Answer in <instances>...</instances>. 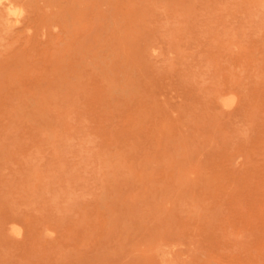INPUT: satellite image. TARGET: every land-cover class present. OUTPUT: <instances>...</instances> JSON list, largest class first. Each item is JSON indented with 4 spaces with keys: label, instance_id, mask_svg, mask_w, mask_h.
I'll return each mask as SVG.
<instances>
[{
    "label": "rangeland",
    "instance_id": "374dc122",
    "mask_svg": "<svg viewBox=\"0 0 264 264\" xmlns=\"http://www.w3.org/2000/svg\"><path fill=\"white\" fill-rule=\"evenodd\" d=\"M0 1V264H264V0Z\"/></svg>",
    "mask_w": 264,
    "mask_h": 264
},
{
    "label": "bare ground",
    "instance_id": "6f19581e",
    "mask_svg": "<svg viewBox=\"0 0 264 264\" xmlns=\"http://www.w3.org/2000/svg\"><path fill=\"white\" fill-rule=\"evenodd\" d=\"M22 1H23V0H22ZM22 1H21V2H22ZM32 1H33V0H32ZM34 1L36 2V0H34ZM41 1H42V0H41ZM54 1L56 2V0H54ZM58 1H59V0H58ZM60 1H62V0H60ZM65 1H66V0H65ZM74 1H75V0H74ZM81 1H82V0H81ZM45 2H46V0H45ZM62 2H63V1H62ZM68 2H69V1H67V3H68ZM70 2H71V1H70ZM70 2H69V3H70ZM3 3H4V2H3ZM3 3H2V4H3ZM16 3H17V2H16ZM42 3H44V1H42ZM52 3H54V2L52 1ZM52 3H50V4H52ZM63 3H64V2H63ZM65 3H66V2H65ZM65 3H64V4H65ZM69 3H68V4H69ZM71 3H72V2H71ZM17 4H20V2L17 3ZM21 4H23V3H21ZM44 4H45V6L47 5L46 3H44ZM54 4H55V3H54ZM61 4H62V3H61ZM0 5H1V1H0ZM4 5H5V4H4ZM9 5H11V4H9ZM24 5H25V4H24ZM24 5H22V7H23ZM30 5H31V4H30ZM35 5H37L38 8H40L38 3L35 4ZM40 5H41V4H40ZM55 5L58 6V3L55 4ZM78 5H79V4H78ZM2 6H3V5H2ZM7 6H8V4H7ZM19 6H20V5H19ZM47 6H48V5H47ZM52 6H54V5H52ZM60 6H61V5H60ZM62 6H63V5H62ZM62 6H61V8L65 11V9L67 8V5L65 4L63 7H62ZM8 7L10 8V6H8ZM25 7H26V6H25ZM28 7H30V6H28ZM31 7H32V5H31ZM50 7H51V6H50ZM54 7H55V6H54ZM4 8H5V10H6V7H4ZM32 8H33V7H32ZM56 8H58V7H56ZM11 9H12V7H11ZM22 9H24V8H22ZM25 9H26V8H25ZM30 9H31V8H30ZM41 9H42V8H41ZM69 9H70V8H69ZM5 10H4V11H5ZM9 10H10V9H9ZM45 10H46V9H45ZM55 10H56V9H55ZM63 10H62V11L60 10V11H61V13H60L61 15H62V14L64 15V13H62V12H64ZM0 11H1V9H0ZM10 11H12V10H10ZM18 11H19V10H18ZM26 11H27V10H26ZM29 11L31 12L32 10H29ZM49 11H50V9H49ZM1 12H2V11H1ZM6 12H7V10H6ZM21 12H24V11H21ZM27 12H28V11H27ZM30 12H29V13H30ZM32 12H33V11H32ZM32 12H31V13H32ZM39 12H40V11H39ZM44 12H45V11H44ZM46 12H48V11H46ZM57 12H59V11H57ZM57 12H56V13H57ZM14 13H16V12H14ZM19 13H20V12H19ZM19 13H18V14H19ZM40 13H41V12H40ZM49 13H51V12H49ZM49 13H48V14H49ZM6 14H7V13H6ZM22 14H23V13H22ZM22 14H21V16H22ZM32 14H35V13H32ZM38 14H39V13H38ZM42 14H43V13H42ZM52 14H53V13H52ZM58 14H59V13H57V15H58ZM60 14H59V15H60ZM9 15H10V14H9ZM13 15H16V14H13ZM27 15H28V14H27ZM36 15H37V14H36ZM36 15H34V16H36ZM43 15L46 16L47 13H44ZM5 16H6V15H5ZM5 16H3V18H4ZM47 16H48V15H47ZM52 16H53V18H54V14H53ZM38 17H39V16H38ZM61 17H62V16H61ZM61 17L59 16V18H61ZM5 18H6V17H5ZM8 18H9V17H8ZM10 18H11V17H10ZM10 18H9V19H10ZM12 18H13V17H12ZM32 18H33V17H32ZM35 18H36V17H35ZM35 18H34V19H35ZM43 18H44V17H43ZM49 18H51V15H50V17H46L47 20H48ZM59 18H58V19H59ZM0 19H1V21L5 20V19H2V18H0ZM13 19H14V18H13ZM13 19H12V20H13ZM15 19H16V17H15ZM17 19H18V15H17ZM46 19H44V20H46ZM27 20H29V19H27ZM32 20H33V19H32ZM52 20H53V19H52ZM54 20H56V18H54ZM54 20H53V21H54ZM8 21H9V20H8ZM8 21H7V23H9ZM13 21H14V20H13ZM35 21H36V20H35ZM42 21H43V19H42ZM53 21H51V22H53ZM56 21H58V20H56ZM56 21H54V22H56ZM59 21H60V20H59ZM59 21L56 22V23L59 24ZM5 22H6V20H5ZM5 22H4V23H5ZM11 22H12V21H11ZM15 22H16V20H15ZM24 22L26 23V21H24ZM24 22H22V23L24 24ZM27 22H28V21H27ZM46 22H47V21H46ZM51 22H50V23H51ZM19 23H20V22H19ZM22 23H21V24H22ZM30 23H34V22L31 21ZM56 23H55V24H56ZM14 24H16V23H14ZM42 24H43V23H42ZM42 24H41V26H42ZM53 24H54V23H53ZM53 24H51V26H52ZM0 25H1V24H0ZM5 25H6V24H5ZM56 25H57V24H56ZM1 26H2V25H1ZM25 26H26V25H25ZM25 26H23V27H25ZM28 26H29V25H28ZM49 26H50V24H49ZM16 27H17V26H16ZM16 27H14V28H16ZM21 27H22V26H21ZM29 27H32V26H29ZM42 27H43V26H42ZM5 28H7V27H5ZM5 28H4V29H5ZM18 28H19V26H18ZM32 28H33V27H32ZM4 29H2V31H3ZM10 29H11V27H10ZM10 29H9V30H10ZM29 29H30V28H29ZM36 29H37V28H36ZM43 29H44V28H43ZM14 30H15V29H14ZM32 30H33V29H32ZM41 30H42V28H41ZM5 31H7V30H5ZM10 31H11V33H12V29H11ZM28 31H29V30H28ZM30 31H31V30H30ZM30 31H29V32H30ZM44 31H45V29H44ZM21 32H22V31H21ZM21 32H20V33H21ZM24 32H25V31H23V34H24ZM49 32H50V31H49ZM14 33H17V32H14ZM20 33H19V34H20ZM31 33H32V32H31ZM175 33H176V32H175ZM42 34H43V33H42ZM44 34H45V32H44ZM49 34H51V32H50ZM11 35H12V34H11ZM16 35H17V34H16ZM16 35H15L14 38H16ZM24 35H25V34H24ZM24 35H22V36H24ZM37 35H38V33H37ZM114 35H115V34H114ZM1 36H2V35H0V37H1ZM7 36H8V35H7ZM22 36H21V37H22ZM30 36H31V34H30ZM40 36H41V35H40ZM117 36L119 37V34H117ZM44 37H45V36H44ZM48 37H49V36H48ZM120 37H121V36H120ZM1 38H3V37H1ZM17 38H18V37H17ZM24 38H25V36H24ZM39 38H40V37H38V39H39ZM46 38H47V37H46ZM5 39H7V37H5ZM49 39H50V38H49ZM49 39H47V40H49ZM203 39H204V38H203ZM12 40H13V39H12ZM21 40H22V38H21ZM36 40H37V39H36ZM43 40H44V39H43ZM8 41H9V40H8ZM39 41H40V40H38V42H39ZM13 42H14V41H13ZM17 42H19V41H16V43H17ZM21 42L23 43L24 41L22 40ZM43 42H44V41H43ZM43 42H42V43H43ZM46 42L49 43L48 41H46ZM46 42H45L44 44H46ZM6 43H7V42H6ZM10 43H11V41H10ZM28 43H29V42H28ZM42 43H41V46H42ZM35 44H36V41H35ZM0 45H1V44H0ZM4 45H6V44H4ZM24 45H25V44H24ZM36 45H38V44H36ZM2 46H3V45H2ZM6 46H7V45H6ZM25 46H26V45H25ZM27 46H29V45H27ZM27 46H26V47H27ZM20 47H21V46H20ZM20 47H19V48H20ZM36 47H37V46H36ZM38 47H39V46H38ZM45 47H47V46H45ZM51 47H52V46H51ZM19 48H18V49H19ZM40 48H41V47H40ZM42 48H44V47H42ZM23 49H25V48H22V51H23ZM27 49H29V47H27ZM27 49H26V50H27ZM38 49H39V48H38ZM263 49H264V48H263ZM2 50H3V49H2ZM26 50H25V51H26ZM29 50H30V49H29ZM31 50H33V47L31 48ZM31 50H30V51H31ZM16 51H17V53H18V51L20 52V49H19V50H16ZM34 51H35V50H34ZM43 51H44V50H43ZM263 51H264V50H263ZM3 52H4V51H3ZM44 52H45V51H44ZM53 52H54V51H53ZM10 53H11V52H9V54H10ZM13 53H14V52H13ZM13 53H12V54H13ZM17 53H16V55H17ZM20 53H23V52H20ZM24 53H25V52H24ZM24 53H23V55H24ZM27 53H28V52H27ZM39 53L41 54V53H42V50H41V52H39ZM54 53H55V52H54ZM1 54H2V53H1ZM7 54H8V53H7ZM9 54H8V55H9ZM18 54H19V53H18ZM29 54H30V53H29ZM29 54H27V55H29ZM33 54H34V53H33ZM33 54H30V56L33 55ZM46 54H47V53H46ZM3 55H4V54H3ZM3 55H2V56H3ZM8 55H7V56H8ZM37 55H38V54H37ZM42 55H43V54H42ZM54 55H56V54H52V56H54ZM57 55H58V54H57ZM57 55H56V56H57ZM13 56H14V55H11V58H12V59H13ZM18 56H19V55H18ZM20 56H22V55H20ZM20 56L18 57V59H20ZM52 56H51V57H52ZM62 56H63V55H62ZM9 57H10V56H9ZM9 57H5V58L7 59V58H9ZM14 57H15V56H14ZM26 57H27V56H26ZM33 57H34V56H33ZM33 57H32V58H33ZM60 57H61V56H60ZM60 57H59V58H60ZM28 58H29V57H28ZM32 58H31V60H32ZM54 58H55V57H53V62L56 61V59H54ZM56 58H58V57H56ZM6 59H5V60H6ZM18 59H17V60H18ZM34 59H36V58H34ZM37 59H39V58H37ZM45 59H46V58H45ZM45 59H44V60H45ZM29 60H30V59H29ZM51 60H52V59H51ZM59 60H60V59H59ZM7 61H8V60H7ZM14 61H15V60H14ZM26 61H28V60H26ZM26 61H25V62H26ZM36 61H38V60H36ZM47 61H49V60H47ZM57 61H58V59H57ZM60 61H61V60H60ZM60 61H58V62H60ZM5 62H6V61H5ZM5 62H4V63H5ZM8 62H10V61H8ZM39 62H41V61H39ZM44 62H45V61H44ZM58 62H57V63H58ZM4 63H3V64H4ZM13 63H14V62H13ZM48 63H49V62H48ZM52 64H54V63H52ZM0 65H1V64H0ZM4 65L6 66V64H4ZM12 65H14V66H15V65H18V66H19L20 64H15V63H14V64H12ZM12 65H11V66H12ZM28 65H29V64H28ZM37 65H39V63H38ZM48 65H49V64H48ZM1 66H2V65H1ZM54 66H57V65H53L52 67H54ZM64 66H65V65H64ZM2 67H3V66H2ZM46 67H47V66H46ZM46 67H45V68H46ZM3 68H4V67H3ZM11 68H13V66H12ZM31 68H32V67H30V69H31ZM42 68H43V67H42ZM32 69L34 70L35 68H32ZM43 69H44V68H43ZM56 69H58V66H57ZM8 70H9V69H8ZM12 70H13V69H12ZM38 70H39V69H38ZM72 70H73V69H72ZM29 71H30V70H29ZM41 71H42V70H41ZM50 71H51V70H50ZM50 71L48 72V74H50ZM52 71H54V70L52 69ZM60 71H61V70H60ZM60 71H57V72L60 73ZM32 72H33V71H32ZM36 72H37V71H36ZM55 72H56V71H55ZM57 72H56V73H57ZM0 73H1V72H0ZM8 73H9V72H8ZM29 73H30V72H29ZM34 73H35V72H34ZM165 73H166V72H165ZM3 74L5 75V73H3ZM6 74H7V73H6ZM37 74H39V72H38ZM40 74H41V73H40ZM7 75H8V74H7ZM12 75H13V74H12ZM15 75H16V74H15ZM29 75H31V74H29ZM33 75H34V74H32V76H33ZM50 75H51V74H50ZM0 76H1V75H0ZM19 76H21V75H19ZM24 76H26V75H24ZM32 76H31V78H32ZM47 76H48V75H47ZM45 77H46V76H45ZM45 77H44V78H45ZM51 77H52V76H51ZM10 78H11V77H10ZM23 78H24V77H23ZM61 78H63V77L61 76ZM0 79H1V78H0ZM3 79H5V78H3ZM13 79H14V78H13ZM49 79H50V78H49ZM35 80H36V77H35ZM44 80L47 82L48 79L46 78V79H44ZM60 80H61V79H59V81H60ZM50 81H51V79H50ZM61 81H62V80H61ZM2 82H3V81H2ZM4 82H5V81H4ZM18 82H19V81H18ZM20 82H21V81H20ZM52 82H53V81H52ZM14 83H15V82H14ZM16 83H17V82H16ZM24 83H25V82H24ZM36 83H37V82H36ZM57 83L60 84V82H57ZM63 83H64V81H63ZM0 84L2 85V83H0ZM5 84H6V83H5ZM12 84H13V82H12ZM42 84H45V83H42ZM42 84L40 83V85H42ZM59 84H58V85H59ZM13 85H14V84H13ZM18 85H19V84H18ZM25 85H26V84H25ZM29 85H30V83H29ZM36 85H37V84H36ZM22 86H23V85H22ZM26 86H28V85H26ZM37 86H38V85H37ZM1 87H2V86H1ZM1 87H0V88H1ZM3 87H4V86H3ZM6 87H7V85H6ZM28 87H29V86H28ZM42 87H43V85H42ZM63 87H64V86H63ZM63 87H62V88H63ZM16 88H17V87H16ZM16 88H14V93H15V89H16ZM35 88H36V87H34V89H35ZM62 88H61V89H62ZM1 89L3 90V88H1ZM4 89H5V87H4ZM10 89H11V88H10ZM29 89H30V88H29ZM29 89H28V91H30ZM36 89H39V88H36ZM47 89H48V88H47ZM2 90H1V91H2ZM17 90H20V89H17ZM26 90H27V89H26ZM26 90H25V91H26ZM31 90H32V89H31ZM49 90H50V89H49ZM62 90H63V89H62ZM28 91H26V93H28ZM230 91H233V90H230ZM18 92H19V91H18ZM22 92H23V91H22ZM43 92H44V91H43ZM51 92H52V91H51ZM224 92H225V91H224ZM224 92H223V95H222L223 97H224ZM226 92H227V91H226ZM226 92H225V93H226ZM20 93H21V92H20ZM36 93H37V92H36ZM38 93H39V92H38ZM38 93H37V95H38ZM227 93H228V92H227ZM234 93H236V92H234ZM234 93H233V94H234ZM28 94H29V93H28ZM30 94H31V93H30ZM100 94H101V93H100ZM233 94H232V95H233ZM26 95H27V94H26ZM37 95L35 94V96H37ZM15 96H16V94H15ZM23 96H24V95H23ZM62 96H63V95H62ZM216 96H217V95H216ZM216 96H215V98H216ZM235 96H237V95H235ZM1 97H2V96H1ZM18 97H19V96H18ZM25 97H26V96H25ZM27 97H29V96H27ZM31 97H32V96H31ZM53 97L56 98L55 96H53ZM80 97H81V96H80ZM226 97H227V96H226ZM230 97H231V96H230ZM237 97H238V96H237ZM32 98H33V97H32ZM34 98H35V97H34ZM40 98H41V97H40ZM235 98H236V97H235ZM18 99H19V98H18ZM18 99H16V100H18ZM27 99H28V98H27ZM61 99H62V98H61ZM69 99H70V98H69ZM217 99H218V97H217ZM236 99H238V98H236ZM40 100H41V99H40ZM103 100H104V99H103ZM103 100H102V101H103ZM234 100H235V99H234ZM21 101H23V100H21ZM21 101H20V102H21ZM35 101H38V100H35ZM221 101H222V99H221ZM223 101H224V100H223ZM232 101H233V100H232ZM44 102H45V101H44ZM71 102H72V101H71ZM77 102H78V100H77ZM233 102H234V101H233ZM17 103H19V102H17ZM33 103H34V102H33ZM48 103H50V102H48ZM55 103H56V101L54 102L53 106L55 105ZM68 103H69V102H68ZM91 103H92V102H91ZM221 103H223V102H221ZM235 103H236V102H235ZM249 103H250V102H249ZM39 104H40V103H39ZM70 104H71V106L73 105L72 103H70ZM40 105H41V104H40ZM46 105H47V104H46ZM49 105H50V104H49ZM49 105H47V106L49 107ZM56 105H57V103H56ZM65 105H66V104H65ZM67 105H68V104H67ZM67 105H66V106H67ZM106 105H107V104H106ZM219 105H220V104H219ZM223 105H224V104H223ZM12 106H13V105H12ZM12 106H11V107H12ZM19 106H20V105H19ZM47 106H45V108H46ZM51 106H52V105H51ZM69 106H70V105H69ZM224 106H226V105H224ZM259 106H260V105H259ZM3 107H4V106H3ZM48 107H47V108H48ZM254 107H255V106H254ZM6 108H7V107H6ZM16 108H18V107H16ZM21 108H22V107H21ZM41 108H42V105H41ZM69 108H70V107H69ZM94 108H95V107H94ZM13 109H14V108H13ZM37 109H38V108H37ZM252 109H253V108H252ZM18 110H19V109H18ZM31 110H32V109H31ZM41 110H42V109H41ZM47 110H48V109H47ZM51 110H53V109H51ZM84 110H85V108H84ZM49 111H50V110H49ZM86 111H87V110H86ZM252 111H253V110H252ZM55 112H56V111H55ZM14 113H17V112L15 111ZM22 113H23V112H22ZM95 113H96V112H95ZM111 113H112V112H111ZM8 114H9V113H8ZM10 114H12V113H10ZM17 115H18V113H17ZM27 115L30 116L29 114H27ZM59 115H60V114H59ZM21 116H22V115H21ZM21 116H20V117H21ZM10 117H11V116H10ZM15 117H16V116H14V118H15ZM25 117H26V116H25ZM66 117H67V115H66ZM66 117H65V118H66ZM21 118H22V117H21ZM27 118H30V117H27ZM27 118H26V120H27ZM17 119H19V118H17ZM17 119H16V120L14 119V121H17ZM23 119H24V118H23ZM30 120H32V119L30 118ZM61 120H62V119H61ZM63 120H64V118H63ZM17 122H19V120H18ZM27 123H28V122H27ZM14 124H15V123H14ZM10 125H13V122H12V124H10ZM10 127H11V126H10ZM25 127H27V126H25ZM25 127H24V128H25ZM12 129H13V128H12ZM0 130H1V129H0ZM6 130H7V129H6ZM54 130H55V129H54ZM63 130H64V129H63ZM4 131H5V130H4ZM15 132H16V131H15ZM0 133H1V132H0ZM4 133H5V132H4ZM10 133H11V132H10ZM20 133H21V132H20ZM60 133H61V132H60ZM66 133H67V132H66ZM61 134H62V133H61ZM2 135H3V132H2ZM24 135H25V134H24ZM59 135H60V134H59ZM19 136H20V135H19ZM60 136H61V135H60ZM64 136H65V135H64ZM70 136H71V135H70ZM0 137H1V136H0ZM60 138H61V137H60ZM67 138H69V137L67 136ZM9 139H10V137H9ZM63 139L66 140V138H63ZM61 140H62V139H61ZM65 140H64V141H65ZM69 140H71V139H69ZM27 141H28V138H27ZM11 142H13V140H12ZM19 142H20V141H19ZM66 142H67V141H66ZM70 142H71V141H70ZM9 143H10V142H9ZM64 143H65V142H64ZM10 144H11V143H10ZM14 144H15V143H14ZM21 145H22V144H21ZM27 145H28V144H27ZM30 145H31V144H30ZM30 145H29V147H32V146H30ZM12 146H13V144H12ZM20 148H21V147H20ZM28 149H30V148H28ZM25 150H26V149H25ZM78 151H79V150H78ZM79 152H80V151H79ZM46 153L48 154V152H46ZM24 157H25V156H24ZM27 157H28V155H27ZM25 158H26V157H25ZM11 160H12V159H11ZM9 161H10V160H9ZM27 161H28V160H27ZM50 161H51V160H50ZM31 162H32V161H31ZM25 163H26V161H25ZM28 163L30 164L29 161H28ZM11 164H12V163H11ZM14 164H15V163H14ZM16 165H17V164H16ZM13 166H15V165H13ZM31 166H32V165H31ZM3 168H4V167H3ZM4 169H6V168H4ZM236 172H237V171H236ZM233 174H236V173L233 172ZM3 175H4V174H3ZM2 177H3V176H2ZM4 177H5V175H4ZM7 178H8V177H7ZM5 179H6V178H5ZM5 179H4V180H5ZM1 184H2V183H1ZM30 221H31V220H28L29 224H30ZM26 223H27V222H26ZM26 223H25V224H26ZM31 223H32V221H31ZM35 223H36V222H35ZM15 224H17V222H16ZM19 224H20V223H19ZM19 224H18V225H19ZM20 225H21V224H20ZM20 225H19V226H20ZM22 226H23V225H21V228H22ZM28 226H29V225H28ZM26 227H27V225H26ZM23 228H24V226H23ZM28 228H29V227H28ZM34 229H35V228H34ZM10 230H12V229H10ZM25 230H26V228H25ZM25 230H24V231H25ZM38 230H41V229H38ZM33 231H34V230H33ZM9 232H10V231H9ZM21 232H22V230H21ZM11 233H12V232H11ZM29 233H30V232H29ZM37 234H38V233H37ZM6 235H7V234H6ZM12 235H15V234H12ZM15 236H16V235H15ZM33 236H34V235H33ZM28 241H29V240H28Z\"/></svg>",
    "mask_w": 264,
    "mask_h": 264
}]
</instances>
